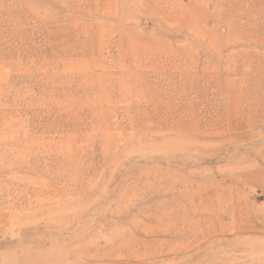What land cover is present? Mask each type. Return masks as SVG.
<instances>
[{
	"label": "rangeland",
	"instance_id": "1",
	"mask_svg": "<svg viewBox=\"0 0 264 264\" xmlns=\"http://www.w3.org/2000/svg\"><path fill=\"white\" fill-rule=\"evenodd\" d=\"M0 264H264V0H0Z\"/></svg>",
	"mask_w": 264,
	"mask_h": 264
}]
</instances>
